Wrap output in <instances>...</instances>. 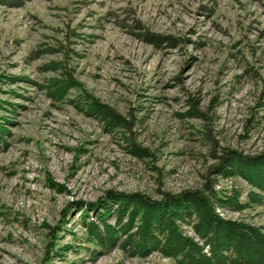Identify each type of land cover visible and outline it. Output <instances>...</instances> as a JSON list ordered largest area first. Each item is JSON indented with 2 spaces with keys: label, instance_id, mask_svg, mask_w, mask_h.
I'll list each match as a JSON object with an SVG mask.
<instances>
[{
  "label": "rangeland",
  "instance_id": "obj_1",
  "mask_svg": "<svg viewBox=\"0 0 264 264\" xmlns=\"http://www.w3.org/2000/svg\"><path fill=\"white\" fill-rule=\"evenodd\" d=\"M0 122V264H171L91 236L116 193L214 184L264 232L262 190L215 171L264 152V0H0Z\"/></svg>",
  "mask_w": 264,
  "mask_h": 264
},
{
  "label": "trees",
  "instance_id": "obj_2",
  "mask_svg": "<svg viewBox=\"0 0 264 264\" xmlns=\"http://www.w3.org/2000/svg\"><path fill=\"white\" fill-rule=\"evenodd\" d=\"M5 1L9 0H2ZM71 82V77L63 81L53 78L47 84L48 93L62 99L67 86H76ZM85 102L91 110L106 114L110 119L118 117L92 99ZM4 130L0 122V138L4 137ZM215 171L224 176L237 175L238 172L264 193V152L248 156L225 150ZM253 173L259 179H254ZM250 196L264 204V196L260 197L257 192L250 193ZM112 201L120 204L115 211L110 202L103 203L102 213L97 211L96 217L101 219V225L88 222L90 216L84 217L91 236L101 244L110 246L119 240L130 256L145 257L157 252L170 258L171 264H264V232L246 221L220 216L218 204L233 203L237 209L244 208L245 204L217 190L214 184L207 183L203 188L179 193L164 192L161 200L146 194L125 198L116 193ZM110 214L117 224L106 222ZM182 224L190 225L195 236L187 235Z\"/></svg>",
  "mask_w": 264,
  "mask_h": 264
}]
</instances>
